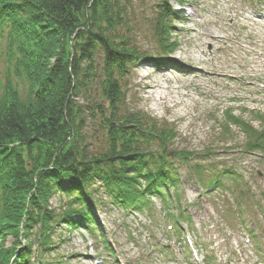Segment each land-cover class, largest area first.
<instances>
[{
    "label": "trees",
    "instance_id": "16d2710c",
    "mask_svg": "<svg viewBox=\"0 0 264 264\" xmlns=\"http://www.w3.org/2000/svg\"><path fill=\"white\" fill-rule=\"evenodd\" d=\"M172 1L183 6L188 0L158 4L156 34L165 52L176 49L172 32L178 10ZM133 4L0 0V57L6 42L9 60L0 75V264H11L15 252L17 262L32 257L35 243L42 253L50 252L63 230L79 228L84 219L95 224L92 206L102 204L99 194L115 204L135 205L167 184L179 187V166L173 162L191 163L213 154L168 152L175 129L163 128L144 112L120 110L125 96L121 80L128 67L153 59L129 36L115 34L127 24ZM18 79L28 85L24 99L14 85ZM96 93L109 102V114L93 101ZM95 114L107 145L99 152L91 150L84 132ZM227 117L226 126L233 123L246 133L247 151L264 153V130L232 112ZM56 196L60 203L53 206ZM9 237L14 243L7 246Z\"/></svg>",
    "mask_w": 264,
    "mask_h": 264
},
{
    "label": "rangeland",
    "instance_id": "374dc122",
    "mask_svg": "<svg viewBox=\"0 0 264 264\" xmlns=\"http://www.w3.org/2000/svg\"><path fill=\"white\" fill-rule=\"evenodd\" d=\"M133 1L127 24L118 27L115 34L132 38V44L140 52L152 57L162 55L161 62L178 59L184 63L179 61L183 64L181 67L175 63V68L168 70L142 64L129 66L121 80L125 96L120 110L144 112L163 128L175 129L177 137L167 146L168 152L186 150L201 156L210 150L213 154L204 160L179 165V193L187 212L185 216L193 217L189 225L184 215L180 219L181 230L185 229V233L188 230L187 234L181 232L179 235L176 224L164 217V209L156 198H153V215L147 211L126 214L117 206L104 204L96 211V217L105 220L102 221L103 230L105 235L111 233L116 242L115 255L128 264L140 261L146 264H216L207 253L220 254L231 264H260L258 251L245 242V236L249 233L246 225H251L254 229L251 234L259 241L264 259V153L247 151L246 133L240 126L230 123L227 124L228 134L226 122L230 111L236 118L264 130V55L258 63L254 59L264 54V21L254 16L264 15V0H188L181 9L172 1V8L179 10L172 32V40L176 43L173 52L162 49L156 34L160 0ZM212 37H217L219 42H214ZM101 54L99 51L96 61L97 78L101 76ZM191 66L195 70L188 72L193 69ZM199 68L228 77L220 80L201 75ZM1 69L0 75L3 74ZM162 79H166L165 88L157 97L155 91L158 83L164 84L159 82ZM20 80L14 85L24 99L28 85ZM253 84L256 86L253 90L245 87ZM98 95H93V101H99L109 114V102L97 98ZM95 116L88 120L84 132H87L91 150L99 152L107 145L100 116ZM157 146L153 144L152 149ZM195 164L200 165L196 168ZM211 167L234 172L223 177L226 187L206 191L207 184L219 174ZM100 198L106 201L103 195ZM51 203L58 206L59 197H54ZM241 213L244 214L242 218ZM170 223L175 225L174 229L169 228ZM67 234L71 235L69 240L56 250L72 254L69 264H95L96 256L107 257L104 243L95 240L99 238L85 229ZM183 234L190 235L199 258L194 257ZM13 243L14 239L9 237L5 245ZM162 245H170L172 253H164ZM38 247L39 243H35V250ZM114 260L110 263L114 264Z\"/></svg>",
    "mask_w": 264,
    "mask_h": 264
},
{
    "label": "bare ground",
    "instance_id": "6f19581e",
    "mask_svg": "<svg viewBox=\"0 0 264 264\" xmlns=\"http://www.w3.org/2000/svg\"><path fill=\"white\" fill-rule=\"evenodd\" d=\"M250 18H253V17H249V19H250ZM261 18H262V21H264V16H261ZM254 20H256V21H260V20L255 19V18H254ZM212 39H213V41L216 42V43L219 42V40H218L217 37H212ZM260 56H261V55H260ZM254 59H255L256 63H258L259 60L261 61V58H260L259 56H258V57H254ZM177 61H178V62H177ZM179 61H181V60L173 59V62H177V63H179ZM181 62L184 63L183 61H181ZM192 67H193V69L188 70V72H193V71L195 70V69H194L195 67H194V66H191V68H192ZM198 72H199L201 75H205V76H213V77H215V78H219L220 80L223 79V78L228 77V75H220V74H214V73H211V72L208 71V69H202V68H199ZM167 81L169 82L168 79H167ZM159 82H163L164 84H160V83H158L157 89H156V91H155V94H156L157 97H159V95L162 94L161 91L165 88L166 79H162V81H159ZM246 86H249V88L252 89V90L255 88L254 85H246ZM160 98H161V97H160ZM154 104L156 105L157 102H154Z\"/></svg>",
    "mask_w": 264,
    "mask_h": 264
}]
</instances>
